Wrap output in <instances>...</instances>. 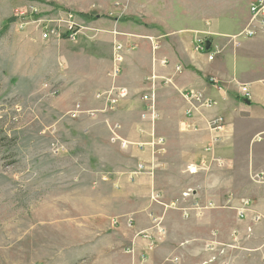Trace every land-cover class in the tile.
<instances>
[{
  "label": "rangeland",
  "instance_id": "1",
  "mask_svg": "<svg viewBox=\"0 0 264 264\" xmlns=\"http://www.w3.org/2000/svg\"><path fill=\"white\" fill-rule=\"evenodd\" d=\"M254 1L0 0V264H181L168 257V248L157 252L166 215L187 220L199 211L200 203L186 206L192 189L221 168L213 160L220 159L205 156L199 164H209L206 171H187L192 162L176 150L181 140L172 135L174 127L160 115L153 121L142 99L161 80L153 81L154 72L128 70L140 49L133 35L145 26L152 33L168 30L152 22L164 20L173 30L206 24L234 42L248 27ZM68 23L77 27L75 41L65 36ZM49 25L60 37L43 41ZM147 40L159 48V39ZM115 57L121 61L114 63ZM141 85L145 91L135 103L132 87ZM119 90L126 97L114 109L105 94L99 98ZM155 106L160 114L157 101ZM153 132L167 141L155 170L151 150L142 146ZM140 164L150 168L133 174ZM242 200L250 201L244 220L264 223L250 198L233 194L201 203L213 206L200 212L231 210L239 219ZM229 235V243L219 242L216 233L205 243V250L224 245L206 262L186 255L182 264H234L233 252L251 229L245 239L239 229Z\"/></svg>",
  "mask_w": 264,
  "mask_h": 264
},
{
  "label": "crops",
  "instance_id": "2",
  "mask_svg": "<svg viewBox=\"0 0 264 264\" xmlns=\"http://www.w3.org/2000/svg\"><path fill=\"white\" fill-rule=\"evenodd\" d=\"M152 22L165 23L168 30L158 31L156 28L157 33H152L146 26L140 27L143 30L133 35L139 42V53L134 59L136 63H127L131 65L128 70L131 67L144 69L161 79L171 80L167 85L158 82L156 101L160 119L170 121L174 127L172 135L181 140L176 150L185 153L192 164L214 156V153L224 162L222 168L216 167L214 175L206 176L200 189H192V199L186 206L233 194L250 198L255 209L264 214V181L255 183L251 177L259 174L264 180V33L231 42L227 38L228 32L210 29L206 24L186 25L173 30L164 20ZM237 31L240 30L232 33L235 35ZM149 36L159 39L158 49L155 43L151 45L147 40ZM197 37L209 45L211 43L208 52L214 49V45L220 49L221 53L212 62L208 60V52L195 50ZM164 60L167 63L162 65ZM178 66L182 68L181 73L176 70ZM241 85L249 87V99L241 94ZM138 87H132L137 96L135 103H140V94L145 91L143 85ZM191 92L212 99L215 106L209 110H193L188 115L192 107L185 96ZM141 109L145 113V107ZM213 117L224 118L225 130L215 151L206 153L205 148L211 144L207 122ZM145 229L139 228L136 234ZM234 229L241 231L243 239L251 229L250 238L242 240L240 249L233 252L234 264H264V223L240 220L231 210L194 212L187 220L180 213L169 212L165 219L166 234L157 252H166L168 248V257H178L181 264L186 255H201L202 261L206 262L213 253L205 250V243L214 240L215 233L219 242L229 243V234ZM145 240L141 239L143 246Z\"/></svg>",
  "mask_w": 264,
  "mask_h": 264
},
{
  "label": "built area",
  "instance_id": "3",
  "mask_svg": "<svg viewBox=\"0 0 264 264\" xmlns=\"http://www.w3.org/2000/svg\"><path fill=\"white\" fill-rule=\"evenodd\" d=\"M250 22L248 24V27L246 28V30L242 33H239V35H235L233 37V40H237L241 37H245V38H254L256 37L259 33H264V0H256L254 1L251 5H250ZM23 18V15H21L20 19ZM69 24V27H68V30H69V33H67V35H65L70 41H75L76 40V31H77V27L75 24H72V23H68ZM21 26V30H24L25 27L27 26V23L26 24H22L20 25ZM59 32L57 31L56 28L52 27L51 25L49 26H45L41 32V40L43 41H50L52 39H55V38H59ZM205 40H198L197 41V45H196V48L195 50L197 52H200V53H204V52H208L205 48ZM157 48V46H156ZM221 51H219V49H217L215 52L214 51H211V52H208V59L209 61H213L216 56L218 54H220ZM120 62L121 60L118 59L116 60V57L114 59V63L116 62ZM167 62L166 60L162 61V65H165ZM177 72L178 73H181V66H178L176 68ZM118 74H120V69L117 71ZM114 76H117L116 74V70L114 71ZM153 81L154 80H161L160 82L162 83V85H167V84H170L171 83V80H168V79H161L159 78L158 76H154L153 78ZM158 89V86L156 83H154L152 85V88L150 89V91H148L147 94H144L142 99L149 103V106L147 107V112L149 114H151V119L153 121H156V119H158L159 117V114L157 113L156 111V90ZM240 90H241V94L246 97V98H250L251 97V92H250V89L247 85H241L240 86ZM120 90L117 92V93H114V91H111V93H103L102 95L99 96V98H102L103 95L105 94V97H108L111 101H106L110 106H112V108L114 109L115 108V105L119 100V98H124L126 97V92L123 93H119ZM114 95V98H112V96ZM185 98L187 99V101L191 104V107H192V110H190L188 112V115H191L193 113V110L195 111H199L200 109L204 108V109H212L214 106H215V103L212 99H205L204 97H202L201 95L199 94H195V93H190V94H187L185 96ZM117 101V102H116ZM143 114V118H146V114ZM207 127H208V130L211 134V144L208 145L206 148H205V152L206 153H213L215 151V148L216 146L222 141V136H223V133H224V130H225V121H224V118L222 117H213L211 120H209L207 122ZM152 140L146 144H143L142 146H145V147H148L151 152H152V155H153V160H152V163H151V167L155 170L159 165H162L161 162H158L156 156H162L166 153V146H167V141L164 137H158L155 132H153L152 134H150ZM214 162L218 163V166L219 167H223L224 166V162H222L221 160H216V159H213ZM206 165H209L207 164L206 162H201L200 164H192L188 167L187 171L190 173V174H196L197 171H198V168H200V170H203V171H206L208 168ZM146 168H150V166H146V164H140L139 167L136 169L137 171L136 172H133V174H136V175H140V174H146L145 173V169ZM154 176V175H153ZM151 176V177H153ZM158 198V196L156 197ZM160 199V198H158ZM205 206H208V207H205ZM205 206H202V205H197L196 206V209H198L200 212V210H203L205 208H211L213 205L212 204H207ZM242 206L243 208H241L239 210V219H245V216L248 212V208L250 206V201H245V200H242ZM172 207H176V204H173ZM251 210V209H250ZM260 218V217H258ZM257 218V219H258ZM261 219V218H260ZM160 232L163 231V228L159 229ZM146 239H148L149 241L153 240L152 237H148V236H144ZM235 241V240H234ZM232 244H229L228 246H230L231 248H233V246H231ZM154 247V243L152 245H150V249L152 250ZM224 245L222 244H219V246H215L214 244L212 246H208L207 248V251L209 252H214L215 250L218 249H223ZM212 260V259H211ZM214 260V259H213ZM216 260V258H215ZM177 260L173 261L172 263L176 262ZM208 263H211V262H208ZM207 264V263H205Z\"/></svg>",
  "mask_w": 264,
  "mask_h": 264
},
{
  "label": "water",
  "instance_id": "4",
  "mask_svg": "<svg viewBox=\"0 0 264 264\" xmlns=\"http://www.w3.org/2000/svg\"><path fill=\"white\" fill-rule=\"evenodd\" d=\"M205 48H206V50H209V48H210V45H209V43H208V42H206V43H205ZM247 103H249V102H247Z\"/></svg>",
  "mask_w": 264,
  "mask_h": 264
},
{
  "label": "trees",
  "instance_id": "5",
  "mask_svg": "<svg viewBox=\"0 0 264 264\" xmlns=\"http://www.w3.org/2000/svg\"><path fill=\"white\" fill-rule=\"evenodd\" d=\"M85 18L88 19L89 21H92L91 18H89L87 16ZM10 21L13 22V19H11ZM210 45H211V43H210Z\"/></svg>",
  "mask_w": 264,
  "mask_h": 264
}]
</instances>
